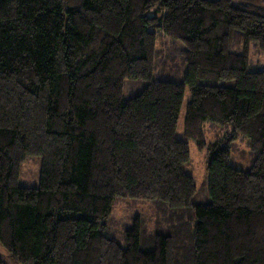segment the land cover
<instances>
[{"label": "trees", "instance_id": "1", "mask_svg": "<svg viewBox=\"0 0 264 264\" xmlns=\"http://www.w3.org/2000/svg\"><path fill=\"white\" fill-rule=\"evenodd\" d=\"M161 37L180 82L153 77ZM206 122L249 139L250 169ZM189 140L209 152L208 203ZM34 155L39 185L21 186ZM122 199L173 224L146 240L135 215L111 236ZM0 244L19 264H264V0H0Z\"/></svg>", "mask_w": 264, "mask_h": 264}, {"label": "rangeland", "instance_id": "2", "mask_svg": "<svg viewBox=\"0 0 264 264\" xmlns=\"http://www.w3.org/2000/svg\"><path fill=\"white\" fill-rule=\"evenodd\" d=\"M175 45L167 37H161L157 42V50L159 51L158 64L161 67L159 73L158 70L154 73V78L171 80L180 82L184 78V69L182 66L174 67L175 62H179V59L173 58L171 54L174 51ZM251 62L249 67L251 69H259L263 64V57L260 51L256 48L250 49ZM209 83H218L214 80L208 81ZM146 83L142 82L139 85L129 84L130 91H125L126 96L136 94ZM190 100V91L187 88L181 107L177 136H182L183 118L185 115L186 104ZM205 138L207 143L219 140L223 147H230V164L238 169L248 170L250 169L257 152L253 150L249 144V139L242 133H238L233 139L230 134L232 129L230 127H222L212 122H206L204 125ZM190 159L183 165V170L192 176L197 187V193L194 202L208 203V149H199L193 140L188 141ZM42 168V158L40 156H29L23 161L19 168V185L25 187L35 188L38 187L40 182V173ZM135 215L140 216L142 220L143 235L146 240L151 238L156 231L167 232L170 226L173 224L172 213L165 206H158L147 201H132V200H118L114 205L111 220L109 222V232L111 236L116 235L118 239H122V235L125 227L131 224L132 217ZM0 258L4 264H19L17 260L0 244Z\"/></svg>", "mask_w": 264, "mask_h": 264}]
</instances>
